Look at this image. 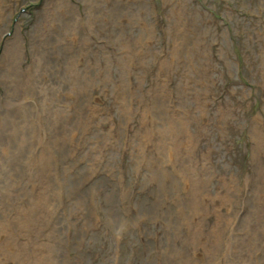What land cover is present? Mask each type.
Wrapping results in <instances>:
<instances>
[{
	"label": "rangeland",
	"instance_id": "374dc122",
	"mask_svg": "<svg viewBox=\"0 0 264 264\" xmlns=\"http://www.w3.org/2000/svg\"><path fill=\"white\" fill-rule=\"evenodd\" d=\"M0 264H264V0H0Z\"/></svg>",
	"mask_w": 264,
	"mask_h": 264
}]
</instances>
